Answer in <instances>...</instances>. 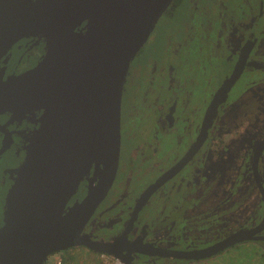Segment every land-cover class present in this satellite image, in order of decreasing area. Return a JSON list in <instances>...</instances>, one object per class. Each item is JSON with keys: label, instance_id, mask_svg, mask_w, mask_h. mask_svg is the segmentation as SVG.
<instances>
[{"label": "flooded vegetation", "instance_id": "1", "mask_svg": "<svg viewBox=\"0 0 264 264\" xmlns=\"http://www.w3.org/2000/svg\"><path fill=\"white\" fill-rule=\"evenodd\" d=\"M253 1L254 7H250L247 5L249 0H235L236 11L228 16V20L220 17L221 21L218 22L214 35L211 32L214 25L210 21L202 22V19L198 21L201 34L193 25L189 38L184 42H168L177 57V52L180 51L179 57L183 63L189 58L185 55L186 52L183 53L184 49L194 50L195 60L201 64V71L195 73L193 67L192 72L178 75V70L168 67L165 61L158 63L155 54L138 64L134 63L133 59L143 51L150 37L130 63L122 101L125 96L131 101L125 121L122 103L121 152L126 134L135 132V128H141L147 131L148 138L140 146L133 147V156L139 158V153L144 152L143 146H147L151 149V158L158 153L160 156L162 149L171 154L170 159L173 158V161L147 183L132 204L126 203L122 211L112 217V226L113 229L117 227L116 229L98 222L100 220L97 218L103 212L96 213V210V215L94 213L83 233L92 240L109 241L127 230L121 248L125 249L122 252L126 257L133 259L132 264L139 260L136 257L140 255L146 261H151V264H156L157 257L177 261L207 260L222 255L226 250L202 259L146 253H157L160 248L180 251L206 247L242 229L247 233L252 231L251 238L233 247L251 243L264 251V147L258 152L264 142V55L257 54L259 58L255 57V51L264 48V0ZM179 4L174 0L169 8L173 6L175 12ZM247 6L250 7L249 12ZM195 10L199 18H203L204 10L199 6ZM169 14L166 10L163 15ZM249 15L253 19V24L250 25L246 24ZM194 16L195 14L191 16L193 22L197 19ZM259 21L263 23L256 29L255 24ZM88 22L89 20L78 28L87 26ZM49 43L50 38L45 34H31L20 38L2 56L0 71L5 72L6 78L35 67L43 58ZM34 44L39 46L40 53L32 63L30 56ZM206 45L209 46L205 49ZM261 54H264V49ZM28 63L31 64L26 66ZM24 66L26 67L23 68ZM246 69H255L261 75L254 77L247 73L239 82ZM141 78L143 82L139 80ZM156 89L159 91L157 96L154 94ZM129 95L139 96L132 99ZM150 97L152 102L145 104ZM152 103L156 104L157 108L154 110L159 111V115L154 122L147 123L150 113L144 112L151 111ZM43 116L44 109L36 106L17 107L1 112L0 149H7L0 154V158L14 151L19 157H23L21 165L24 167L33 132ZM225 133H231L232 136L226 138ZM165 140L169 142L168 146L164 145ZM178 149L180 153L177 152ZM154 160L156 162L157 159ZM97 162L95 160L91 164L68 204L73 205L86 196L89 179L97 181ZM126 172L135 173V166ZM146 172L144 170L142 174ZM21 174L19 172L17 175L13 198L8 203L9 210L17 195ZM137 175L139 177V173ZM130 177L132 178L131 175ZM151 185L154 188L151 187L150 196L142 203L130 226L140 197ZM185 189L188 190L185 199L178 200L185 194ZM172 190L174 193H171ZM175 191L180 195L174 202L172 197ZM162 194L163 204L170 205L155 210L153 214L156 215L151 222H143V213L151 206L150 201L158 199ZM113 199L112 206L119 198L117 201ZM246 211L251 213L249 219L250 215H246ZM91 221L96 228L90 230ZM228 223L232 224L230 231L226 230ZM102 229L108 231V238H101ZM176 246L182 248L177 249ZM139 249L142 252L136 251Z\"/></svg>", "mask_w": 264, "mask_h": 264}, {"label": "water", "instance_id": "2", "mask_svg": "<svg viewBox=\"0 0 264 264\" xmlns=\"http://www.w3.org/2000/svg\"><path fill=\"white\" fill-rule=\"evenodd\" d=\"M173 1L0 0V60L24 36L50 38L35 67L6 78L0 71V113L26 106L44 109L17 195L0 228V264H44L50 254L76 246L132 264L121 248L127 230L109 241L92 240L83 231L118 172L122 99L130 63ZM88 20L87 26L78 28ZM263 147L264 142L258 152ZM95 160L97 181L89 179L86 196L68 204ZM151 187L140 197L130 226ZM251 235L242 229L206 247L160 248L146 254L208 258Z\"/></svg>", "mask_w": 264, "mask_h": 264}, {"label": "rangeland", "instance_id": "3", "mask_svg": "<svg viewBox=\"0 0 264 264\" xmlns=\"http://www.w3.org/2000/svg\"><path fill=\"white\" fill-rule=\"evenodd\" d=\"M250 7H254V1L249 0L247 2ZM201 8L204 10L203 18H199V14H196L197 11L195 10V7ZM247 6V12L250 11V7ZM175 8H173L172 11L167 10L170 12L169 15H163L157 25L155 26L149 40L143 47V51L138 54L134 59V63L138 64L140 63L144 58H147L153 54L156 56V61L158 63L165 61L166 65L168 67H173V70H178L177 74L181 75L185 72H192L194 67V72H199L202 70L201 64L198 63L195 60V52L194 50H188L184 49V54L186 52L187 58L184 63L181 61L179 54L180 51L177 52L178 57L174 54V51L170 49V46L168 45V42L170 40L176 42H184L186 38H189V35L191 34V27H195V29L201 34V29L199 30V23L198 21L202 20V22L206 23L210 21L212 25H214V29L211 28L212 35L217 31L218 22L221 21L220 17L226 18L228 20V16L232 15L236 11L235 8V0H180V4ZM195 14L194 18H197L195 22H193V18L191 19V16ZM246 24H253V19L251 18V15H249V18H246ZM263 21H259L256 23L255 27L258 28L259 25H261ZM256 31V30H255ZM204 34V33H203ZM171 42V41H170ZM206 45L205 49L207 48ZM184 47V46H183ZM185 48V47H184ZM262 48V47H261ZM263 49L256 50L255 57L259 58L258 55H264L261 54L263 52ZM32 54L30 56L32 63L39 57V46L35 45L32 48ZM258 54V55H257ZM163 59V60H162ZM193 61V62H192ZM31 63L26 64L28 66ZM24 66L23 68H25ZM247 73L253 74L254 77L261 75L258 73L255 69H246L245 73L241 77L240 81L243 80V78L246 76ZM180 79V77H179ZM141 82H143L142 78L139 79ZM182 81V80H181ZM142 84V83H140ZM190 84V83H189ZM156 93L159 94L158 89L155 90ZM164 95V94H162ZM139 95H129V97L137 98ZM154 96V95H150ZM157 96V95H156ZM153 99L147 100V103L150 104ZM131 100L129 98L124 97L123 103V119L125 121L126 119V113L129 110V102ZM151 111H145L144 113H150V116L148 114L147 117H149L150 121H155L159 115V111L155 112L157 106L156 104H151ZM155 108V110H154ZM143 113V111H141ZM152 114V115H151ZM153 121V122H154ZM149 124H146V126ZM240 127H238L239 129ZM243 131V129H241ZM147 131H143L141 128H135V132L126 134L124 137V143L122 145V154H121V166L120 170L117 174V177L113 183L112 188L110 189L107 199L103 204L99 206L96 213L98 211L103 212L102 215H100L97 220H100V222L103 225H107L110 229H113V222L114 220L112 217L116 216L119 211H122L123 207L126 203H133V199H136L139 192L149 183L150 180L155 178L158 174L161 173V169L163 167H168L171 162L173 161L170 159L171 154L168 153V151L163 152L161 149V155L159 156V153L154 157L156 160L153 161L154 158H151V154L149 152L151 149L149 147L143 146L144 152L139 153V158H135L133 156V147L140 146L142 141L146 140L148 138ZM238 133V131L236 132ZM235 134V133H233ZM224 136L226 138L231 137V133H225ZM165 146H168L169 142L164 141L163 142ZM180 149H178V153ZM148 155V158H147ZM143 158L145 161H143ZM142 159V160H141ZM171 160V161H170ZM23 162V157H19L14 151L9 152L4 157L0 158V226L4 222L6 218V212L9 210L8 203H10L12 200L11 198L13 195V190H15V184L17 181V175H19V172L21 173V168L23 165H21ZM135 166V173L128 174L126 171L130 169L132 166ZM10 169H13V171H10ZM146 170V174H142ZM139 173V177L137 175ZM132 176V178L130 177ZM12 191V193H11ZM129 191V192H128ZM174 193L172 190L171 193ZM185 194L183 197L181 196L178 200L185 199L188 190L183 191ZM180 194L176 193L174 194V197H172V200L179 197ZM163 194L161 197L158 196V199L154 198L150 201L151 206L147 205V210L143 213V219L142 221L146 220V222H151L156 214H153V212L157 209H162L165 207H168L170 204H163ZM156 197V196H155ZM115 201L118 199L117 203L113 206L111 205V200ZM138 198V197H137ZM154 200V201H153ZM149 203V204H150ZM250 204V202H249ZM145 208V209H146ZM106 213H105V212ZM110 211V212H109ZM172 214L175 212L170 211ZM95 213V215H96ZM153 214V215H152ZM142 215V213H141ZM246 215H250L248 219L251 217V213L246 211ZM177 218V214H176ZM123 219V218H122ZM90 224V223H89ZM89 229L96 228L95 223H92ZM112 227V228H111ZM117 228V227H116ZM114 228V229H116ZM101 229V228H100ZM100 229H96V231H100ZM113 229V230H114ZM232 229V224L226 225V230L230 231ZM112 230V231H113ZM108 231H102L100 232L101 238H108ZM195 245V244H194ZM197 245V244H196ZM175 248L179 249L182 248V246H176ZM62 255L66 259V264H96L97 262V253L90 251L89 248L85 246H76L69 249H66L64 251H60ZM225 253H222V255L209 258L207 260H191V259H185V260H175L168 257H157L156 264H264V251H262L258 246L251 243H244L240 247H232L226 249L224 251ZM136 260L133 264H151L149 260H145L143 255H140L136 257ZM141 258H144L143 260ZM49 258L46 259L45 263ZM146 261V262H145ZM44 263V264H45Z\"/></svg>", "mask_w": 264, "mask_h": 264}, {"label": "built area", "instance_id": "4", "mask_svg": "<svg viewBox=\"0 0 264 264\" xmlns=\"http://www.w3.org/2000/svg\"><path fill=\"white\" fill-rule=\"evenodd\" d=\"M96 264H127L122 258L109 253H97ZM45 264H66V259L60 251L54 252L48 256Z\"/></svg>", "mask_w": 264, "mask_h": 264}, {"label": "trees", "instance_id": "5", "mask_svg": "<svg viewBox=\"0 0 264 264\" xmlns=\"http://www.w3.org/2000/svg\"><path fill=\"white\" fill-rule=\"evenodd\" d=\"M176 1H177L178 3L180 2V0H175V2H176ZM172 8H173V6H171V7H170L169 9H167V10H171ZM212 236H213V235H212Z\"/></svg>", "mask_w": 264, "mask_h": 264}]
</instances>
